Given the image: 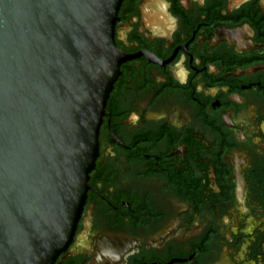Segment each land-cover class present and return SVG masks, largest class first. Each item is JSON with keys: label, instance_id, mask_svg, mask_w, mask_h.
Here are the masks:
<instances>
[{"label": "flooded vegetation", "instance_id": "af4514ba", "mask_svg": "<svg viewBox=\"0 0 264 264\" xmlns=\"http://www.w3.org/2000/svg\"><path fill=\"white\" fill-rule=\"evenodd\" d=\"M125 59L54 264H264V0H122Z\"/></svg>", "mask_w": 264, "mask_h": 264}, {"label": "water", "instance_id": "95a60500", "mask_svg": "<svg viewBox=\"0 0 264 264\" xmlns=\"http://www.w3.org/2000/svg\"><path fill=\"white\" fill-rule=\"evenodd\" d=\"M121 1L0 0V264H54L72 239Z\"/></svg>", "mask_w": 264, "mask_h": 264}]
</instances>
